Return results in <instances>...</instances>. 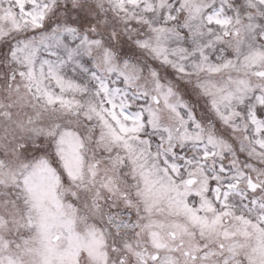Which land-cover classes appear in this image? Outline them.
Wrapping results in <instances>:
<instances>
[{
  "label": "snow or ice",
  "instance_id": "1",
  "mask_svg": "<svg viewBox=\"0 0 264 264\" xmlns=\"http://www.w3.org/2000/svg\"><path fill=\"white\" fill-rule=\"evenodd\" d=\"M0 264H264V0H0Z\"/></svg>",
  "mask_w": 264,
  "mask_h": 264
}]
</instances>
